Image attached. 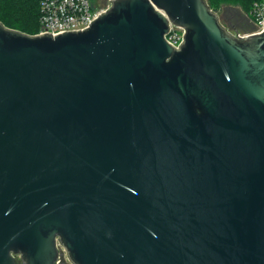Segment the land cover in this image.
I'll return each mask as SVG.
<instances>
[{"label":"water","instance_id":"95a60500","mask_svg":"<svg viewBox=\"0 0 264 264\" xmlns=\"http://www.w3.org/2000/svg\"><path fill=\"white\" fill-rule=\"evenodd\" d=\"M64 254L264 264V31L207 0H111L57 36L0 21V264Z\"/></svg>","mask_w":264,"mask_h":264},{"label":"built area","instance_id":"2783aa9c","mask_svg":"<svg viewBox=\"0 0 264 264\" xmlns=\"http://www.w3.org/2000/svg\"><path fill=\"white\" fill-rule=\"evenodd\" d=\"M111 1V0H110ZM107 9H98L91 0H40L39 31L36 35H61L67 32L83 31ZM264 31V0H254L250 11L248 30L239 36L260 34ZM184 30L171 26L167 36L169 43L179 48L183 42ZM62 252V248L60 249ZM68 261L66 254L59 262Z\"/></svg>","mask_w":264,"mask_h":264},{"label":"rangeland","instance_id":"374dc122","mask_svg":"<svg viewBox=\"0 0 264 264\" xmlns=\"http://www.w3.org/2000/svg\"><path fill=\"white\" fill-rule=\"evenodd\" d=\"M211 8L218 16L223 27L232 34L239 36L248 30L250 0H207ZM98 9H108L111 6L110 0H92ZM6 7L0 5V9ZM67 264H72L66 261Z\"/></svg>","mask_w":264,"mask_h":264},{"label":"trees","instance_id":"16d2710c","mask_svg":"<svg viewBox=\"0 0 264 264\" xmlns=\"http://www.w3.org/2000/svg\"><path fill=\"white\" fill-rule=\"evenodd\" d=\"M253 1L250 0L249 10ZM0 5L6 7L0 9V21L6 27L29 35L38 33L40 0H0Z\"/></svg>","mask_w":264,"mask_h":264}]
</instances>
